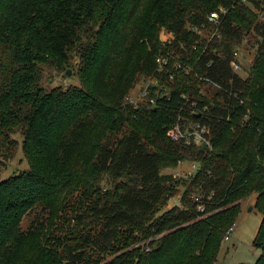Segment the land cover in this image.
I'll use <instances>...</instances> for the list:
<instances>
[{
  "label": "trees",
  "instance_id": "trees-1",
  "mask_svg": "<svg viewBox=\"0 0 264 264\" xmlns=\"http://www.w3.org/2000/svg\"><path fill=\"white\" fill-rule=\"evenodd\" d=\"M256 11L264 15V0H0V162L20 148L28 165L0 180V264H210L240 213L233 202L252 193L261 214L254 264H264V20ZM213 12L218 26L208 22ZM248 36L254 56L241 77L231 61ZM160 52L173 55L170 72H157ZM44 65L75 66L78 84L45 89ZM150 78L159 85L132 106L128 93ZM192 102L202 111L193 118L210 126L211 150L165 134ZM180 159L201 166L183 190L162 173ZM177 194L181 204L163 210ZM151 234L161 235L141 245Z\"/></svg>",
  "mask_w": 264,
  "mask_h": 264
},
{
  "label": "rangeland",
  "instance_id": "rangeland-1",
  "mask_svg": "<svg viewBox=\"0 0 264 264\" xmlns=\"http://www.w3.org/2000/svg\"><path fill=\"white\" fill-rule=\"evenodd\" d=\"M258 13V16L260 19L264 20V15L260 11H256ZM162 38L168 37L166 32H161ZM200 35H206L205 32H201ZM250 36L246 37L242 43L239 44V53H240V69L243 68L242 71L239 72V75L241 77L247 76V68L250 65V62L252 61V57L254 56V43L253 40H249ZM165 56L169 57L170 52L162 53L160 52L156 58L157 62V72L162 74L163 67L160 65L162 60L167 59ZM176 63L172 61V66H175ZM70 70V74L67 75L66 71ZM43 71V78H42V85L45 89H51L53 87H60L65 88L68 85L71 84H78V78L75 74V66L74 67H68L66 70H59L57 68H54L52 66L44 65L42 66ZM185 71V70H184ZM153 78L147 79L142 84L134 85V87L131 89V91L128 93L126 97V101H128L132 106H141L140 104L141 99L144 97L142 95L144 87L149 84L150 82H153ZM160 83V81H159ZM204 91V94H210L212 92L211 88H208L207 86H202L201 88ZM138 96V100L132 103L134 101V96ZM179 124L183 127H187L192 124V116L190 114V110H183L180 111L176 117V120L172 122L169 125L164 126L165 134L168 137V128H171L172 125ZM171 140V139H170ZM178 142V141H176ZM197 163L196 166H200L198 162L195 161H183V160H177L174 167L171 168H164L162 170V173H169L173 174L176 178H179L181 183H179V189H184V187L189 182V177H186V175L192 171V168L195 170L194 167H192L194 164ZM28 165L25 161V158L22 154V151L20 148L17 149L14 156L12 158H9L8 160H3L0 162V180L9 176L12 173H16L22 170L27 169ZM197 192L194 191L192 195H196ZM191 195V196H192ZM197 196V195H196ZM255 198L256 194L252 193L250 195H247L243 198H240L236 200V202L240 205V213L238 214V217L236 219L235 224L233 225V229L231 233L229 234V239L224 240V237H222L221 245L219 251L217 250L215 253L213 252L212 258L213 260L210 262V264H254V262L258 259L260 250L258 247L254 245V238L257 232V229L259 227L260 221H261V214L260 212L254 207L255 204ZM180 196L174 195L171 197L167 203V205L163 208V210L168 209L169 207L173 206L175 203H178V205L181 204ZM39 214L30 213V215L26 216L23 219L22 228L26 229L28 225L30 224V221L36 218V216H39ZM161 234H151L148 236L147 240H142L141 245L148 244L147 242L149 240H157L160 237ZM123 250V248H120L118 251ZM103 263V262H102ZM101 263V264H102ZM95 264H100V260H97Z\"/></svg>",
  "mask_w": 264,
  "mask_h": 264
},
{
  "label": "built area",
  "instance_id": "built-area-1",
  "mask_svg": "<svg viewBox=\"0 0 264 264\" xmlns=\"http://www.w3.org/2000/svg\"><path fill=\"white\" fill-rule=\"evenodd\" d=\"M222 10V9H221ZM208 22L218 26L221 22V18L219 17V14L217 12H213L208 16ZM193 29L197 30V33L200 34L201 32H204V27H194ZM213 36V34L211 35V37ZM167 59L162 60L160 65L164 66L163 67V71L162 73H167L170 72V67H169V60L170 57H173V55L170 54L169 57L165 56ZM177 58V57H176ZM240 53H239V49H236L233 52V60L231 61V68L234 72L239 73L240 71L243 70L240 69ZM158 59V58H157ZM178 59V58H177ZM176 65L177 67H183L184 70L186 72H188L190 70V66L187 64H182L179 60H176ZM170 77L172 78V74H170ZM155 81L150 82L149 84H147L142 92V95L145 96L147 95V93L149 92L150 86H154L157 87L159 85V81L157 79H153ZM203 80L207 81V84H209L211 87L220 90L222 93L227 94L228 96H230L231 98H235L236 100H239L241 103L243 100L240 99V97L238 96L237 93L231 91L230 89H226L224 88L222 85H220L219 83L215 82L213 79L210 78H203ZM184 95V94H182ZM138 98V96H137ZM185 99H187L188 97H184ZM188 102V100H187ZM190 110V114L192 115V124L187 126V127H183L179 124H174L172 125L171 128H168V138H170L173 141H181L186 145L189 146H197V147H205L208 148L209 150L212 149V137H211V129L210 126L201 120H195L193 118V115L197 114V115H201V110L197 107V103L196 102H192L190 106L187 107H182L179 110L183 111V110ZM220 120V119H219ZM218 120V121H219ZM193 162V161H192ZM194 165L192 167L195 168V170L192 168V171L189 172L186 177L192 178L196 172H198L201 168V166H196L197 163H193ZM192 199L193 202L195 203V208L197 211H204V201L203 198L201 197V195H192ZM178 204V203H176ZM233 229V225L231 227L228 228V230L226 231L225 235H224V240H228L229 239V234L231 233ZM148 246L145 247V250H148L147 248Z\"/></svg>",
  "mask_w": 264,
  "mask_h": 264
},
{
  "label": "water",
  "instance_id": "water-1",
  "mask_svg": "<svg viewBox=\"0 0 264 264\" xmlns=\"http://www.w3.org/2000/svg\"><path fill=\"white\" fill-rule=\"evenodd\" d=\"M70 72H71V71L68 69V70L66 71V74H67V75H69V74H70Z\"/></svg>",
  "mask_w": 264,
  "mask_h": 264
}]
</instances>
